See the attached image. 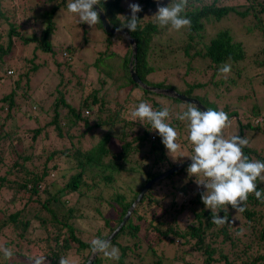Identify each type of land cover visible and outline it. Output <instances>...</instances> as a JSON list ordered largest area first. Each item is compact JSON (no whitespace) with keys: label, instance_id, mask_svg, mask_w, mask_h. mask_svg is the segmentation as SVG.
I'll use <instances>...</instances> for the list:
<instances>
[{"label":"trees","instance_id":"1","mask_svg":"<svg viewBox=\"0 0 264 264\" xmlns=\"http://www.w3.org/2000/svg\"><path fill=\"white\" fill-rule=\"evenodd\" d=\"M4 1L6 3L3 4ZM19 1H23L21 16L18 14L19 9L14 6L13 0H0V72L11 59L14 46L15 48L20 46L22 50L31 44L33 56L30 60L24 59V63L17 71L6 70L0 74V81L6 78L11 85L9 91L0 98V112L2 113L4 108L7 110L2 117L3 120L7 118L12 120L11 112L17 106L14 89L22 87L20 84L28 86L30 76L34 75L42 66V64L34 63L36 59L34 51L37 52L38 50L54 58V68L57 69L56 73L59 77H62L63 68L70 66L66 62L70 60L71 56L69 45L65 46L64 49L61 47L59 60L55 58L56 55L51 45V35L57 24L56 18L66 12L69 0H37L42 4L40 9L28 6V1L31 0ZM122 1L100 0V4L96 5L113 29L122 27L124 21L121 16L130 15L127 8L122 5ZM225 1L188 0L183 15L191 19V27L183 29L185 31L184 38L176 41L181 43L179 51L185 57L199 56L202 60L212 64L214 70L226 63L231 66L239 63L244 54L240 43L234 42L228 30L219 29L212 37L205 40L203 25L205 23L216 24L228 15L244 20L248 17L256 19L257 15L264 13V0H241L242 3L239 5H227ZM169 2L170 0L167 1L166 5ZM137 3L143 9L137 14L138 17L145 18L140 22L137 31L129 33L126 28L122 30L128 33L136 44L133 70L141 82L149 85L145 80L146 76L154 70L151 65L153 54L156 49L161 54L164 51V49L159 48L161 41L176 31L170 32L154 23L151 17L155 14L154 10L157 7L154 0H137ZM19 17H22L21 24H26L28 21L39 22L41 25L39 33L29 34L18 31ZM95 26L102 30L100 23ZM261 31L264 37V29ZM114 38L122 42L120 56L122 70L119 78L125 84L118 87V91L125 90L123 101L120 102L119 96H117L112 102L107 103L98 89H91L85 92L81 99H78L76 106H71L62 97L63 93L60 89L63 87V83L59 79L60 81L54 90V102L50 108L52 111L50 120L41 126L27 129L25 141L12 133L2 134L4 123L3 121L0 122V169L8 167L0 174V189L7 194L11 193L7 204L13 205L14 198L19 195L18 193L25 195L27 200L31 196L35 197L33 199L34 205L27 206L24 203L16 210H8L7 207L0 209V236L5 235L3 234L5 229H9L17 237V245L16 243L11 244L10 240L0 244L13 253L11 259H5L0 253V257H2L0 264H30L32 259L21 255L16 250V246L19 245L18 242L24 239L28 229H32V220L38 222V226L45 234L48 232L45 238H38L36 241L41 244L37 252L46 256V264H58L59 257L66 256L70 249H74V252L79 256L76 264L84 263L89 256L88 249L91 239L95 237L106 238L120 223L127 208L145 183L168 169H160L167 161L166 149L161 143V138L155 131L151 130V126L146 121L137 120L135 122L128 119L125 115L127 112L125 103L131 98L129 96L131 88L139 89L144 97H161V99L178 105L187 103L142 90L132 82L128 72L130 46L119 35L109 34L105 36L107 50L100 52L98 57L94 59L92 63L94 68L101 58L112 52L109 50V46ZM197 45H200L198 50H196ZM192 50H194L193 53L189 55ZM256 64L259 66L264 62ZM65 82L66 84L70 83L71 78H67ZM77 84L78 81L75 83V92H82V88H79ZM214 85L217 86V84ZM162 86L163 84L158 83L153 87L163 89ZM192 88L191 86L177 93L196 99L205 110L209 108L217 110L215 105L207 100L206 96L192 95ZM149 98L135 100L134 104L137 105L141 101L151 102L152 99ZM152 101L155 110H160V104ZM106 105L107 108L105 109ZM47 109H43V112H47ZM10 110L12 111L10 112ZM40 110L41 108H39ZM169 110V123L177 129L178 134L185 132L184 123L175 119V114L178 111L176 109L174 112ZM223 111L226 112V109ZM231 115L234 114L231 113ZM261 124L239 125L237 127L239 128L238 135L242 136V131L247 129H250L254 134L259 132L264 134V128L259 129ZM117 125H119V129L116 131L117 140L120 142L119 151H111L108 143ZM134 126H136L135 131ZM95 129L99 131V136L95 142L91 143L87 149H81L77 140L80 139L81 142H84L85 134L87 135ZM151 135H154L152 140H150ZM8 138L11 139L12 144H17L18 147V144L22 146L11 149V158L5 159L3 152L7 148L6 139ZM75 140L76 142H74ZM183 141L187 145V139ZM248 141L250 142L251 138H248ZM54 143H57L58 146H52ZM146 147V153L152 157L148 167H146V163L137 167H125V163L129 161L132 154L140 152ZM190 147V145L187 146L189 150H191ZM243 151L249 159L264 162V155L257 153L254 148L247 146ZM36 152H39L38 159L34 161ZM43 157L44 160H42ZM70 162H73L74 165L70 166ZM34 163H38V166L34 167ZM59 163L68 165V170H71L72 173L66 178L62 188L51 193L49 190L51 182L47 181L51 175L59 172ZM188 166L159 180L142 196L125 225L111 240L112 245L120 250L119 261H107L102 255H97L91 264H162L164 256L162 253H157L156 246L170 245L174 247L175 241L179 244L181 255H174L172 259L173 261L180 260L182 262L180 264H191L190 259L193 253L200 260V264H264V204L260 203L254 194H250L245 205L246 210L243 213H235L234 215L235 210L230 206L228 212L221 211L219 213L221 217L227 215L233 222L238 220V225L232 223L217 227L211 223V211L206 209L201 202V193L204 188L199 187L197 191L196 178L184 176ZM86 170L91 173V178L84 177ZM121 172L126 174L136 172L137 177H143L135 190H128L129 196L115 186L116 177ZM60 174L59 178H64L65 174L63 172ZM183 177L186 180L182 187L174 188V178ZM88 181H91V184ZM167 182L172 183L170 188L173 190L166 196L169 198L168 203L163 204V202H159V199L153 197V189L160 184H167ZM100 184L103 186L102 188L99 187ZM93 188L99 191L94 196L97 203L107 204V207L115 210L116 216L114 219H108L101 215L102 227L96 230L94 234L85 232V239H83L84 233L76 230L71 221L79 216V208L76 206L78 199ZM120 188L124 189L123 186ZM257 190H264V181L257 180ZM75 195L77 198L75 205L67 206L66 201L70 196ZM179 196H181L180 199L176 200L175 198ZM163 200L164 198H162ZM182 217L186 219L185 226H183L184 222H181ZM224 248L229 250L231 258L227 252H223ZM147 256L151 257L150 262L145 261Z\"/></svg>","mask_w":264,"mask_h":264},{"label":"rangeland","instance_id":"2","mask_svg":"<svg viewBox=\"0 0 264 264\" xmlns=\"http://www.w3.org/2000/svg\"><path fill=\"white\" fill-rule=\"evenodd\" d=\"M167 1L168 0H161V5H166ZM130 2H137V0L122 1V5L127 8V11L128 3ZM2 3L4 4L6 2L4 1ZM28 3V6H33L34 8L36 7V9L42 8V4L37 0H31L28 1ZM241 3V0L225 1V4L227 5H239ZM13 4L18 7H16L19 9L17 12L21 16L23 9L21 6L23 1L20 2L19 0H13ZM156 10L157 7L154 12H156ZM21 19L22 17H19L18 31L29 34L39 33L41 28L39 22L28 21L26 24H21ZM56 19L57 24L55 25V29L51 35L53 52L56 55L55 58L59 60L58 57L61 47L64 49L65 46L69 45L71 48V56L70 60H67L66 62L69 63L70 66L63 68L62 77H59L56 73L57 69L54 68V58L50 57L49 54H43L38 50L37 52L34 51L36 54L34 63L42 64V66L39 67L38 71L34 75L30 76V84L28 86L20 84L22 87H16L14 89L17 106L13 109V111L10 110V112L12 111V120L9 118L3 120L2 117L7 111L6 108L3 109L2 113L0 112V122L3 121L4 123L1 133L4 135L12 133L15 136L23 138V141H25L27 138L25 131L27 129L30 127L41 126L50 120L52 112L50 108L54 102V90L60 81L59 79H61L63 83V87L60 89L63 93L62 97L71 106H76L78 99H81L83 97L82 95H85V92L90 91L91 89H98L100 95L104 96L107 103L112 102L117 96H119L118 100H120V102L124 99L123 96L125 94V90L121 89L118 91V87L121 85L124 86L125 84L124 81L119 78L122 70L120 59L122 42L117 38H114L109 46V50L112 52L101 58L97 62V66L94 68L92 65L94 59L98 57L100 52L107 50L105 36H108L109 34H106L97 26L90 27L87 24H79L77 18L70 13L68 14L67 10L64 14L57 16ZM203 28V33L206 36L205 40L212 37L217 30L223 29L228 30L234 42H238L241 45L244 57L239 63L231 66V72L226 78L218 73V69L220 67L214 70L213 65L209 64L206 60H202L201 57H185L183 53L179 51L181 43H177L176 41H180L184 38L185 31L182 29L179 32L170 33L168 37L163 38L160 45L157 44L159 45V48L164 49V51L160 54L158 49L155 50L153 60L151 62L154 70L146 76V83L149 84L148 86L152 87L158 83L163 84V89H172L176 92L184 91L192 86V95H204L209 102L215 105L217 110L223 111L226 109V113L229 114L228 116L231 120L230 127L225 129L226 135L238 134L239 128L237 127L239 125L250 126L251 124L258 125L262 123L259 126V129L262 130V128H264V64H260L258 66L256 63L262 61L264 62V37L262 36L261 31V29H264V13L257 15L256 19L248 17L244 20L234 17L233 15H228V17L223 18V20L216 24L205 23ZM30 29L32 30L31 32L29 31ZM198 49H200V45L196 46V50ZM193 51L194 50L190 51L189 55H191ZM32 56L33 51L31 44H28L22 50L20 46L19 48H15L14 46L11 59H9V62L7 61L8 63L3 66L0 74L6 70L11 72L14 70L17 71L24 63V59L30 60L32 59ZM109 76L110 78H108ZM67 78H71V82L68 84L65 82ZM77 81V86L82 88L83 93L75 92V83ZM7 83L6 78H3L0 81V98L4 96V94H6L11 87V85ZM214 84H217V88ZM129 96L131 98L125 103L127 111L130 107L135 105V100L144 98L148 99L149 97V99H152L160 104V109L167 107L171 109L172 112H174L175 109L176 111L181 110V105L172 104L166 99H161V97H144L143 93L139 89L131 88L129 90ZM152 100L151 102H153ZM147 102L152 105L150 101ZM39 108H41L40 111ZM46 108H48L46 110L47 112H43V109ZM106 108L107 105L105 109ZM153 109L155 110L154 107ZM231 113L234 115L230 116ZM115 127L116 128L108 143V147L111 151H119L120 146V142L117 140L116 136V131L119 129V125ZM135 128L136 126L133 127L134 131L136 130ZM186 135V131L178 135L177 142L181 145L180 151L173 154V158L170 157L166 151L165 156L167 161L162 167H160V169H169L179 163L189 160L187 156L191 153V150H189L187 146L190 144L187 143V145H185L186 143L183 141L186 139ZM98 136L99 131L95 129L91 133L87 135L85 134V138L83 139L84 142H81L79 139L77 140V143L81 146V149H87L91 143L95 142ZM152 136L154 135L150 136V140H152ZM241 137H245L247 139L251 138L248 146L254 148L257 153L264 155V134L260 132L254 134L250 129H247L242 131ZM6 140L7 148L3 152V158L10 159L11 149L14 147L19 148L22 145L18 144V147L17 144H12L10 138ZM74 142H76V140ZM52 146L56 147L58 144L54 143ZM146 152L147 147L143 148L140 152L132 154L129 161L125 163V167H137L145 163L147 164L146 167H148L151 163L152 157ZM38 154L39 152L35 153L34 161H37ZM42 160H44V157ZM58 165L59 172L51 175L47 181L49 183L51 182V185H49L51 193H55L62 188L66 178L72 173L71 170H68V165H61V163ZM69 165L73 166L74 163L70 162ZM37 166L38 163H34V167ZM7 168L8 167H2L0 169V174ZM62 172L65 176L64 178H59L61 175L60 173ZM184 176L190 177L188 173H185ZM84 177L91 178L89 170H86ZM185 177L178 179L174 178L173 187H182V184L186 180ZM116 178L115 186L120 190H123V192L129 196L128 190H135L143 177H137L136 172H132L131 174L121 172ZM88 183L91 184V181H88ZM101 184L99 187L102 188L103 186H101ZM171 185L172 183L167 182V184L163 183L156 186L153 189V197L159 199V202L167 204L169 198L166 196H168V193L173 190V188H170L172 187ZM121 186H123L124 189H121ZM198 190L199 188H197V191ZM98 192V189L93 188L79 198L77 203L76 195L70 196L66 201L67 206H72L76 203V206L79 208V216L71 222L76 230L84 233L83 239H85V232L88 234H94L96 230L102 227L103 221L101 219V215L108 219H114L116 216L115 210L107 207V204L97 203L94 196L97 195ZM18 194L19 195L14 198V204L10 205L7 204V201L10 199L11 193L9 192L7 194V192H3L2 189H0V209L7 207L8 210H16L24 203H26L27 206L35 204L33 201L35 197L31 196V198L27 200L25 195L22 193ZM180 197L181 196L175 199L179 200ZM162 198H164L163 201ZM233 213L235 215V211ZM182 218L181 222H184L183 226H185L186 219L184 217ZM238 223V220L233 222L234 225H238ZM32 226V229H28L24 235V239L18 242L19 245L16 246V250L21 255L33 260L35 257L40 255V253L37 252V249L41 246V244L36 242L37 239L45 238L48 232L45 234L38 226V222L35 220H32ZM3 234L5 235L0 236V244L3 241L10 240L11 244L16 243L17 245V237L15 234L11 233L9 229H5ZM156 249L157 253H162L164 256L162 258V264L182 263L180 260L173 261L172 259V256L174 255H181V250L177 241L174 242V247L164 245L162 247L156 246ZM223 252H227L230 258L232 257L227 248H224ZM194 254L195 253L191 254V264H200V260ZM66 256L74 259L75 262L79 260V256L74 252V249H70ZM150 258V256H147L145 261L150 262ZM25 262L28 263L29 261ZM29 263L31 264V262Z\"/></svg>","mask_w":264,"mask_h":264},{"label":"clouds","instance_id":"3","mask_svg":"<svg viewBox=\"0 0 264 264\" xmlns=\"http://www.w3.org/2000/svg\"><path fill=\"white\" fill-rule=\"evenodd\" d=\"M154 2L157 3V10L151 17L157 26L170 32H179L191 27V19L183 15L188 0H170L164 6L161 5V0ZM99 4L100 0H69L66 10L77 18L79 24L94 27L101 23L98 12L93 9V6ZM128 11L130 15L121 16L124 23L117 29L118 32L123 28L129 33L137 31L140 22L145 18L138 17L137 14L143 9L137 2L128 3ZM230 72L231 65L227 63L218 69V73L225 78ZM181 109L175 114V119L184 123L186 139L191 146V153L187 156L191 163L186 171L190 177L196 178L198 188H204L201 202L212 213L211 223L217 227L232 224L233 221L227 215L221 217L219 213L228 212L229 206L235 213H243L250 194H254L255 198L264 204V190H257V180L264 181V162L249 159L245 155L243 149L249 144L247 138L238 134H225V129L231 125L228 114L211 108L201 110L195 103L181 105ZM125 115L132 121H146L151 130L159 135L170 157L173 158V154L180 151L181 145L177 142L178 131L168 122L169 108L154 110L150 103L141 101L130 107ZM0 253L5 259H11L13 256L10 249L2 246ZM88 253L89 259L102 255L107 261H119L121 256L119 248L102 237L91 239ZM31 264H46V256L35 257ZM58 264L76 262L68 256H61Z\"/></svg>","mask_w":264,"mask_h":264},{"label":"water","instance_id":"4","mask_svg":"<svg viewBox=\"0 0 264 264\" xmlns=\"http://www.w3.org/2000/svg\"><path fill=\"white\" fill-rule=\"evenodd\" d=\"M93 9L96 10L98 12L100 21H101V28L102 30L106 33V34H113V35H119L121 37H123L128 45L130 46V59L128 62V72H129V77L132 80V82H134L136 85H138L141 89L145 90V91H149V92H153L156 94H161V95H165L166 97H170V98H175L183 103H195L198 106H200L201 110H205V108L196 100L193 98H189L186 97L182 94H179L175 91L169 90V89H160V88H156V87H152V86H148L146 84H144L143 82H141L134 70H133V65L135 63V53H136V44L134 42V40L130 37V35L128 33H126L125 31L121 30V31H117V29H113L112 27L109 26L108 22L106 21L102 11L97 7V6H93ZM191 161L190 159L183 162V163H179L173 167H171L170 169L166 170L165 172L161 173L160 175L150 179L149 181H147L145 183V185L140 189L139 193L137 194L136 198L133 200V202L130 204V206L127 208L125 214L123 215L120 223L117 225V227L105 238L108 239L109 241H111L115 235L118 233V231L125 225V223L127 222L131 212L134 210V208L136 207V205L139 203V201L141 200L142 196L146 193V191L156 182H158L159 180L169 176L170 174L174 173L177 170L182 169L185 166L190 165ZM94 258L88 259L85 261V263L83 264H91V262L93 261Z\"/></svg>","mask_w":264,"mask_h":264}]
</instances>
